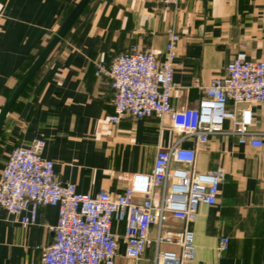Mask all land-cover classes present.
<instances>
[{"label": "crops", "instance_id": "crops-1", "mask_svg": "<svg viewBox=\"0 0 264 264\" xmlns=\"http://www.w3.org/2000/svg\"><path fill=\"white\" fill-rule=\"evenodd\" d=\"M79 1L0 0V111ZM171 28L180 37L172 95L177 108L197 106L237 52L264 60V0H184L179 8L162 0H90L5 116L0 171L15 147L44 138L42 154L54 161L61 181L91 195L118 194L133 174L152 170L158 148L177 141L194 147L168 117L126 115L111 123L112 78L96 72L132 48L165 50ZM252 108V129L264 131V104ZM195 165L201 172L223 167L226 177L218 202L201 204L191 223L193 264H264V147L214 134L197 145ZM57 220L55 206H41L32 225L0 208V264H43ZM118 227L122 233L124 223ZM222 236L230 242L219 252Z\"/></svg>", "mask_w": 264, "mask_h": 264}, {"label": "built area", "instance_id": "built-area-1", "mask_svg": "<svg viewBox=\"0 0 264 264\" xmlns=\"http://www.w3.org/2000/svg\"><path fill=\"white\" fill-rule=\"evenodd\" d=\"M183 1L162 0L167 8H179ZM169 31L165 50L132 48L96 72L112 78L115 110L108 116L111 123H119L126 115L168 117L182 138L195 140L194 147H182L177 141L158 148L150 172L133 174L121 193L104 189L95 195L59 179L54 161L42 154L44 138H34L10 152L0 171V208L24 225L37 222L41 206L58 209L54 241L43 248V264H139L142 260L193 264L191 223L201 204L218 202L226 177L223 167L197 170V145L214 134L231 133L240 143L264 147V131L252 129V104H264V60L237 52L226 64L225 74L205 88L197 106L177 108L172 95L180 37L175 28ZM227 121L232 123L230 128H226ZM120 223H124L122 233ZM229 242L228 236H222L218 251H226Z\"/></svg>", "mask_w": 264, "mask_h": 264}, {"label": "water", "instance_id": "water-1", "mask_svg": "<svg viewBox=\"0 0 264 264\" xmlns=\"http://www.w3.org/2000/svg\"><path fill=\"white\" fill-rule=\"evenodd\" d=\"M89 1L90 0H80L79 2H77L75 4V7L73 8L71 13L69 14L66 21L62 24L61 28L54 35V37L49 41V43L43 49L41 54L36 58V60L30 66V68L26 72L25 76L20 81V83L17 85V87L13 91L11 97L4 104L2 110L0 111V131L3 128L5 116L9 112L14 101L17 99V97L19 96L21 91L29 83L31 78L35 75V73L38 71V69L41 67V65L44 63V61L47 59V57L52 52V50L55 48V46L58 44L60 39L62 37H64V35L67 33V31L73 25V23L76 21V19L80 16V14L83 12V10L85 9V7L89 3Z\"/></svg>", "mask_w": 264, "mask_h": 264}, {"label": "rangeland", "instance_id": "rangeland-1", "mask_svg": "<svg viewBox=\"0 0 264 264\" xmlns=\"http://www.w3.org/2000/svg\"><path fill=\"white\" fill-rule=\"evenodd\" d=\"M163 248H168V246H163ZM152 257V252L149 253V258ZM143 264H151V261H145Z\"/></svg>", "mask_w": 264, "mask_h": 264}, {"label": "trees", "instance_id": "trees-1", "mask_svg": "<svg viewBox=\"0 0 264 264\" xmlns=\"http://www.w3.org/2000/svg\"><path fill=\"white\" fill-rule=\"evenodd\" d=\"M24 76H25V74H24ZM24 76H23V77H24ZM23 77H22V79H23ZM27 86H28V84L24 87V89L21 91L20 94H22V92L25 90V88H26ZM12 93H13V92H12ZM12 93H11V95H12ZM20 94H19V95H20ZM11 95H10V96H11ZM17 98H18V97H17Z\"/></svg>", "mask_w": 264, "mask_h": 264}]
</instances>
